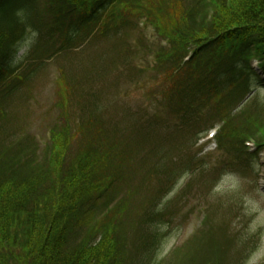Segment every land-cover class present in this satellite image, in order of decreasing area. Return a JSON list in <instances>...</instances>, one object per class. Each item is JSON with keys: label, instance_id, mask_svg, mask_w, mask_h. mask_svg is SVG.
<instances>
[{"label": "trees", "instance_id": "1", "mask_svg": "<svg viewBox=\"0 0 264 264\" xmlns=\"http://www.w3.org/2000/svg\"><path fill=\"white\" fill-rule=\"evenodd\" d=\"M156 1L155 18L146 6L143 11L151 13L150 25L167 40L168 49L160 48L155 60L165 78L160 99L170 120L155 116L131 131L123 129L104 115L101 93L94 89L104 77L103 68L83 67L69 75L61 71L59 104L64 108L67 98L80 100L83 138L71 172L61 178L56 158L65 145L52 129L55 144L47 166L52 177L46 188L47 180L39 174L37 139L11 129L8 110L46 62L79 49L95 34L108 39L128 29V1L0 0V264H246L259 251L258 240H234L227 229L219 237L225 241H220L210 224L211 230H204L182 256L176 248L160 259V226L167 208L156 207L158 196L145 207L129 238L113 239L111 223L124 206L122 183H130L135 165L164 177L159 190L171 187L180 172H204L193 149L215 127V142L227 160L249 164L264 151V0ZM30 35L29 50L18 57ZM255 61L261 74L252 66ZM162 127L172 129L184 146L177 164L169 159V141L175 136L161 138L157 130ZM148 140L152 145L140 163V148ZM247 142L254 144L255 153ZM205 186L212 190L209 183ZM219 210L214 208L211 223ZM93 215L103 219L92 225ZM14 252L17 260L12 259Z\"/></svg>", "mask_w": 264, "mask_h": 264}, {"label": "rangeland", "instance_id": "2", "mask_svg": "<svg viewBox=\"0 0 264 264\" xmlns=\"http://www.w3.org/2000/svg\"><path fill=\"white\" fill-rule=\"evenodd\" d=\"M127 1L124 20L129 22L126 23L128 29L119 36L111 34L108 39H100L95 34L79 49L67 52L66 55L62 53L46 62L40 67L29 89H24L8 110L13 125L11 129L23 131L37 139L38 164L41 166L39 174L42 179L47 180L46 188H49L52 177V170L47 168L55 144L51 140L52 129L60 144L65 145L56 158L61 178L71 172L72 163L81 150L83 138L78 125L80 100L77 97L67 98L64 108L59 104L62 96L61 71L69 75L73 70L83 67L89 69L90 66H95L94 70L103 68L104 77L96 80L94 89L101 93L100 103L104 115L111 118L112 122L119 123L123 129L128 128L131 131L133 126L140 125V121L155 116L165 122L170 120L165 112V104L160 99V94H164L165 78L155 60L160 48L168 49L167 40L156 34L150 26L148 18L151 13L147 15L143 11V6H146L155 18V12L159 10L158 3L156 0ZM118 11L121 15L124 14L122 10ZM31 38L30 35L26 43H30ZM26 43L17 53L18 57L26 51ZM165 128L157 130V134L162 133L161 138H166L165 134L175 136L169 141L173 149L169 159L171 158L173 164H177L185 155L184 150H181L184 146H181V140L172 129ZM136 132L140 133H134ZM215 132V129L209 131L193 149L205 171L198 174H191V171L180 172L172 186L164 190H159L164 177L159 179L148 167L141 170L140 164L134 166V170L129 172L130 183H122L121 191L125 194L122 201L123 210H118L115 220L111 223L115 230L113 239L116 242L124 235H128L126 238L130 237L145 207L153 197L158 196L156 207L159 210L167 208L164 223L160 226L164 234L160 259L172 254L176 248L181 250L179 254L182 256L186 247H190L204 230H211V224L212 233H216L218 238L227 229V237L234 240L251 237L258 240L259 251L253 256L249 255L247 259L245 257L244 263L264 264V168L261 167V161L256 163L254 159L250 161L251 166L246 163L231 164L217 150L212 137ZM151 143L152 140H148V143L140 148V163ZM168 149L169 145L165 150ZM97 164L102 165L99 159ZM129 165L127 164V167ZM190 180H193L191 190L180 196V190H184ZM205 183H209L212 190H208ZM99 191L95 190L94 194ZM208 205L219 206L220 209L217 219H212L213 223L209 217L213 216L215 207L210 210L208 208L209 216L204 218ZM102 219L100 216H91L92 225ZM219 240L225 241L224 238ZM232 251L234 253V249ZM12 259H18L17 252L12 254Z\"/></svg>", "mask_w": 264, "mask_h": 264}]
</instances>
